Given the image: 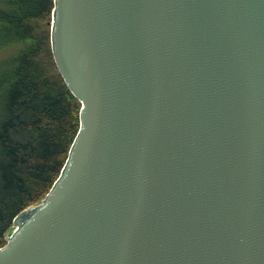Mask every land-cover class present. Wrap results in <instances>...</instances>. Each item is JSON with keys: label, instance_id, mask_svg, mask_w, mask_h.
<instances>
[{"label": "water", "instance_id": "obj_1", "mask_svg": "<svg viewBox=\"0 0 264 264\" xmlns=\"http://www.w3.org/2000/svg\"><path fill=\"white\" fill-rule=\"evenodd\" d=\"M80 129L0 264H264V0H54Z\"/></svg>", "mask_w": 264, "mask_h": 264}, {"label": "trees", "instance_id": "obj_2", "mask_svg": "<svg viewBox=\"0 0 264 264\" xmlns=\"http://www.w3.org/2000/svg\"><path fill=\"white\" fill-rule=\"evenodd\" d=\"M53 11L54 0H0V249L49 194L80 129L52 53Z\"/></svg>", "mask_w": 264, "mask_h": 264}]
</instances>
